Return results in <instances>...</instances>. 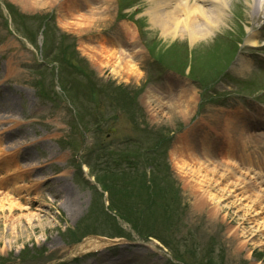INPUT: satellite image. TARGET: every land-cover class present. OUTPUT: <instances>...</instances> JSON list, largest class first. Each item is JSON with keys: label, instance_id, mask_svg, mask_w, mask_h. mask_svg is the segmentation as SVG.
Wrapping results in <instances>:
<instances>
[{"label": "rangeland", "instance_id": "obj_1", "mask_svg": "<svg viewBox=\"0 0 264 264\" xmlns=\"http://www.w3.org/2000/svg\"><path fill=\"white\" fill-rule=\"evenodd\" d=\"M235 1L227 27L190 50L187 40L148 30L149 0H134L145 51L125 37L129 24L115 0L108 12L98 0H0V200L17 204L5 212L19 221L16 238L0 242V264H264V128L250 126L264 114L253 102L264 101V74L249 67L245 82L229 75L237 46L252 63L264 55V47L240 44L251 22L264 38V14L255 20ZM44 23L51 33L39 47ZM156 53L169 71L188 65L192 77L215 75L186 116L180 108L191 94L161 85ZM93 84L92 98L84 91ZM238 93L251 97L245 114L235 108ZM242 129L251 133H233ZM228 143L248 165L228 155ZM230 170L252 176V191L240 190ZM70 197L75 212L61 205ZM89 234L123 239L79 257L73 242Z\"/></svg>", "mask_w": 264, "mask_h": 264}, {"label": "bare ground", "instance_id": "obj_2", "mask_svg": "<svg viewBox=\"0 0 264 264\" xmlns=\"http://www.w3.org/2000/svg\"><path fill=\"white\" fill-rule=\"evenodd\" d=\"M88 1L90 0H87L86 2ZM99 1L101 3L102 10H104V12H108L111 8V0ZM233 1L235 2V0H149V6L147 7L145 14L148 17L150 28L157 29L165 40L174 41L176 38H180L187 40L190 46H194L197 43L213 38L215 33L221 30V28L227 27L228 20H230L231 16L229 9ZM243 2L246 7L251 9V13H254L255 20H258L259 16L264 14V0H243ZM101 13H98L99 18L96 20H100V18H102ZM85 21L91 22V17L88 16ZM253 23L254 22H251L250 24ZM250 24L245 27L247 37L245 38L244 43L254 47L258 45V36L256 33L251 31L253 27H250ZM116 64L119 66L120 62H116ZM194 98V95L189 98V101L184 104V109L181 110L180 108L179 114L186 116L189 112H192L191 108L194 106ZM232 141L233 144L237 145L238 142H236V139L232 138ZM228 146H230L229 143ZM231 146L235 148L232 144ZM229 174L233 175V182L234 184L240 186V190L244 189L249 193L255 187L253 177L248 173L247 174L249 176H247V174L244 176H237L236 173L232 171L229 172L228 175ZM256 176L259 177L258 175ZM201 181L199 184L202 183ZM208 181H210V179H208L207 182ZM213 181L216 183V178H214ZM259 183L264 185V179L259 181ZM200 188H203V185H200ZM242 193L243 191H240L239 195H242ZM261 198L263 199L262 203H264V197L261 196ZM4 205L6 206V209ZM61 205L71 208V211L73 210L75 212L76 210L72 197H70V200L66 199L61 203ZM15 208L17 209V204L15 202H11L9 200H6L5 202L0 200V213L2 214L0 215V218L3 217V220L6 222V224L4 222L6 225V231L2 230L0 225V242L5 238H8V240L16 238L19 233L17 228L19 221L16 220L17 222H11V217L6 216L5 212L7 211V213L12 215L13 212L16 211ZM87 245L91 247V249H95L97 247L94 241L88 240L74 248L73 252L80 254L83 252L82 250L84 248L88 247Z\"/></svg>", "mask_w": 264, "mask_h": 264}, {"label": "trees", "instance_id": "obj_3", "mask_svg": "<svg viewBox=\"0 0 264 264\" xmlns=\"http://www.w3.org/2000/svg\"><path fill=\"white\" fill-rule=\"evenodd\" d=\"M145 190L147 189V187L144 188ZM145 199H148V196L145 197ZM200 264H203V263H200ZM206 264H214V262H207Z\"/></svg>", "mask_w": 264, "mask_h": 264}]
</instances>
